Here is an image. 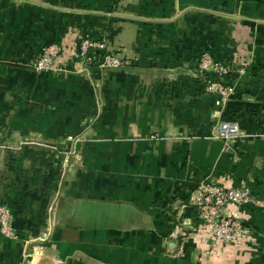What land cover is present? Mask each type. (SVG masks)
<instances>
[{"label":"crops","instance_id":"obj_1","mask_svg":"<svg viewBox=\"0 0 264 264\" xmlns=\"http://www.w3.org/2000/svg\"><path fill=\"white\" fill-rule=\"evenodd\" d=\"M87 36L127 66L87 69ZM54 42V70L24 67ZM205 54L232 67L227 101ZM206 179L261 203L238 210L253 238L201 263L170 233L194 232ZM0 202V264H264V0H0Z\"/></svg>","mask_w":264,"mask_h":264},{"label":"built area","instance_id":"obj_2","mask_svg":"<svg viewBox=\"0 0 264 264\" xmlns=\"http://www.w3.org/2000/svg\"><path fill=\"white\" fill-rule=\"evenodd\" d=\"M62 51L63 47L58 42L45 45L42 55L36 61V70L39 73L54 70L56 59ZM96 51L102 52L100 57L93 56L99 70L127 66L124 59L109 49L105 37H85L80 43L77 58L83 61ZM200 64L203 69L213 70L214 75L207 90L217 93L223 101H227L234 93L235 87L225 84L223 79L230 74L232 67L214 60L210 54H205ZM240 133V126L236 121L224 120L218 125V137L226 142L227 147ZM227 177L231 178L230 175ZM260 203L258 195L247 185L235 183L227 186L212 179L203 180L194 190L190 200V205L198 210L199 222L194 232L187 233L182 226L177 225L170 233V238L178 242L175 256L183 255L186 245L191 243L196 249V257H199L198 260L202 263L207 262L215 252L221 253L233 246L247 244L254 236L253 229L238 210L257 207ZM0 234L9 239L17 238L13 212L9 205L3 202H0Z\"/></svg>","mask_w":264,"mask_h":264},{"label":"rangeland","instance_id":"obj_3","mask_svg":"<svg viewBox=\"0 0 264 264\" xmlns=\"http://www.w3.org/2000/svg\"><path fill=\"white\" fill-rule=\"evenodd\" d=\"M79 47H80V45L78 46V50H79ZM43 50H44V46H40V47H36L35 49H34V51H32L31 50V54H30V56H29V59L27 58V60H26V62L23 64L24 65V67H25V65L27 66H29L31 69H33L37 74L39 73V71L38 70H36V68H35V64H36V61L40 58V56L42 55V53H43ZM115 53V52H114ZM116 54V53H115ZM102 55V52L101 51H96V52H92V54H89L88 55V57H85L84 59H83V64H86V67H87V69H96V70H98L97 69V61L94 59V57L93 56H95L96 58L97 57H100ZM117 55V54H116ZM21 58H22V56H21ZM121 58V57H120ZM17 59H20V57L19 58H17ZM123 59V58H122ZM98 60V59H97ZM22 65V66H23ZM40 74V73H39ZM93 76V75H92ZM93 79V78H92ZM25 142H28V140H25ZM40 142H42V140H40Z\"/></svg>","mask_w":264,"mask_h":264},{"label":"trees","instance_id":"obj_4","mask_svg":"<svg viewBox=\"0 0 264 264\" xmlns=\"http://www.w3.org/2000/svg\"><path fill=\"white\" fill-rule=\"evenodd\" d=\"M191 210H192V208H190ZM195 214V215H194ZM193 216L195 217V218H197L196 216H197V214L195 213V212H193ZM198 219V218H197Z\"/></svg>","mask_w":264,"mask_h":264}]
</instances>
